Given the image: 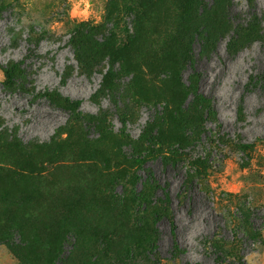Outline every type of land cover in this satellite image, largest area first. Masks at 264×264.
Returning a JSON list of instances; mask_svg holds the SVG:
<instances>
[{"label": "rangeland", "instance_id": "rangeland-1", "mask_svg": "<svg viewBox=\"0 0 264 264\" xmlns=\"http://www.w3.org/2000/svg\"><path fill=\"white\" fill-rule=\"evenodd\" d=\"M228 12L264 27V0H0V264H145L156 231L164 264H264V40Z\"/></svg>", "mask_w": 264, "mask_h": 264}, {"label": "trees", "instance_id": "trees-1", "mask_svg": "<svg viewBox=\"0 0 264 264\" xmlns=\"http://www.w3.org/2000/svg\"><path fill=\"white\" fill-rule=\"evenodd\" d=\"M229 15V22H230V28L227 34H232V38L236 39V40H240L241 44L245 45V44H250L254 41H263L264 40V27L262 25L261 22V18L259 16H255L254 18L248 20L246 23H238L236 24L232 18H231V13L228 12ZM255 15V13L251 16L253 17ZM85 33L86 35H91L94 37V34L92 35L90 33V29H87L86 32H84V30H80V29H76L75 31V37L78 36L79 38H81V34ZM78 50H80V48L78 47ZM100 45L99 44H94V46L91 48L90 50V55L88 56V58H83L84 60V64L88 63L89 60H97L98 58H101L100 54ZM79 58L83 57V54L81 53H77ZM194 64H195V60H194ZM4 72L7 78V81L9 83H13L15 81V72L14 69L12 67H5L4 68ZM263 75L260 76H255L253 75L251 77L250 82H258L261 80V78H263ZM200 96L202 97V99L208 100L207 96H205L203 93L200 94ZM198 140H201V136L198 138ZM185 160V159H183ZM190 160H192L195 164H196V170L193 173L199 174L203 168L202 163H206L209 158H205L204 156L201 157H197V158H191ZM194 180H186V184H193ZM153 207L155 205L160 206L159 209L154 211V214H152V218L150 220V223L152 224V228H155L154 230H156L157 228V224L158 222L163 218V217H168L170 220H172V222H174V217H173V213L171 210V197L170 194L168 192H166L165 196L162 197L161 199L157 200V201H152ZM159 231L154 233V237L149 240H146L145 245L146 248L142 249L139 248V250H135V251H131L130 256H128V254H125L124 256V261L126 258H133L136 256V260L138 261H143L145 262V264H164L163 260L164 258L161 256V253H159L158 248H159ZM248 238L252 239L255 237L259 236L258 231H254L252 235H247ZM216 237V236H215ZM213 240V239H212ZM212 240H210V246H212L215 251L218 253V255L223 258L228 259L227 257V253L225 252L224 249V245L221 243H214L212 242ZM137 247H141V244L136 245ZM140 252L139 255H137V252ZM177 253L181 254L182 253V249L180 248L179 244L176 242L175 246H174V257L177 256ZM132 254V255H131ZM230 254L235 255V253L232 251ZM238 258V257H237ZM167 260H172L170 258H168ZM233 261H236L235 259ZM186 264H191V263H186ZM240 264H243V262L240 260Z\"/></svg>", "mask_w": 264, "mask_h": 264}]
</instances>
